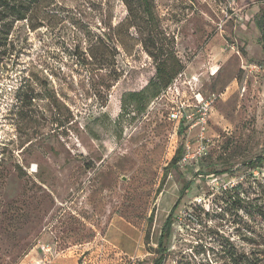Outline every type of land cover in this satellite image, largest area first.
<instances>
[{
  "label": "rangeland",
  "instance_id": "1",
  "mask_svg": "<svg viewBox=\"0 0 264 264\" xmlns=\"http://www.w3.org/2000/svg\"><path fill=\"white\" fill-rule=\"evenodd\" d=\"M263 10L264 0H42L18 23V65L0 70V264H31L39 242L77 264H152L177 201L163 264H264V163L245 164L264 153ZM155 57L176 60L213 100L198 171L169 165L182 134L170 97L146 89ZM8 75L34 94L19 117ZM140 92L135 106L128 95Z\"/></svg>",
  "mask_w": 264,
  "mask_h": 264
},
{
  "label": "trees",
  "instance_id": "2",
  "mask_svg": "<svg viewBox=\"0 0 264 264\" xmlns=\"http://www.w3.org/2000/svg\"><path fill=\"white\" fill-rule=\"evenodd\" d=\"M42 0H0V70L13 72L15 67L18 65L17 58V47L18 42L15 37H13L14 29L18 23L28 22L33 14L35 7ZM147 1V0H145ZM144 12L148 16H151L150 9L144 6ZM255 26L259 31L260 38L259 41L262 45V51L264 54V10L261 14L255 19ZM38 27L31 25L30 30L34 31ZM161 56L165 57L164 52H160ZM167 55V54H166ZM156 61L155 75L147 84V91L151 100H157L166 89L173 83L174 79L183 73L182 67L175 60L167 64L166 60H159L154 58ZM11 69V70H10ZM16 76L8 75L7 80L9 83H14L18 85L15 90H13V95L15 98V103L11 105V114L14 116H20L32 103L34 100V94L30 89V86L27 85L26 79H20L18 82ZM26 82V83H25ZM146 92L140 93H130L128 97L132 98L131 103L135 106L141 104L143 101V96L147 95ZM179 134H182V128L178 131ZM183 139V138H182ZM182 155V143H180L175 155L170 161V166H174L179 161ZM194 163L192 167L194 170L198 171V163ZM264 163V153L262 156L256 157L254 160H250L245 163L249 168H255ZM225 173V172H223ZM190 187V183H185L181 187V194L184 195ZM236 187V186H235ZM231 187L230 189H235ZM160 187L158 188V190ZM178 201L173 205L170 210L169 215L167 216L164 224L160 230L159 237L157 240V252L158 256L153 261L152 264H163L166 256V247L165 242L169 237L171 227L173 224V213L177 208ZM154 212L148 218V224L150 225L153 220ZM52 243V242H51ZM54 243V242H53Z\"/></svg>",
  "mask_w": 264,
  "mask_h": 264
},
{
  "label": "built area",
  "instance_id": "3",
  "mask_svg": "<svg viewBox=\"0 0 264 264\" xmlns=\"http://www.w3.org/2000/svg\"><path fill=\"white\" fill-rule=\"evenodd\" d=\"M182 76V74L178 75L156 101L166 97H170L172 100L171 104L174 107L168 113V121L175 124V135H177L180 128L183 129L182 155L177 165L181 168H187L192 167L194 163L207 155L210 142L209 138H207V123L213 100L211 98H203L198 91L194 90L196 78L191 77L182 81ZM180 83L187 86L191 94L189 98H186L185 93L180 90ZM36 247L42 253V263L52 264V248L40 242L37 243Z\"/></svg>",
  "mask_w": 264,
  "mask_h": 264
},
{
  "label": "crops",
  "instance_id": "4",
  "mask_svg": "<svg viewBox=\"0 0 264 264\" xmlns=\"http://www.w3.org/2000/svg\"><path fill=\"white\" fill-rule=\"evenodd\" d=\"M45 245H49L52 250H53V259H52V264H77L76 259L71 258L70 254H65L64 251H57L56 250V243H43ZM74 248V247H73ZM71 249H68L67 252H70ZM32 253V263L31 264H43L42 263V253L39 248L35 247L31 251ZM133 253H135V249L133 250Z\"/></svg>",
  "mask_w": 264,
  "mask_h": 264
},
{
  "label": "bare ground",
  "instance_id": "5",
  "mask_svg": "<svg viewBox=\"0 0 264 264\" xmlns=\"http://www.w3.org/2000/svg\"><path fill=\"white\" fill-rule=\"evenodd\" d=\"M34 171V170H33Z\"/></svg>",
  "mask_w": 264,
  "mask_h": 264
}]
</instances>
